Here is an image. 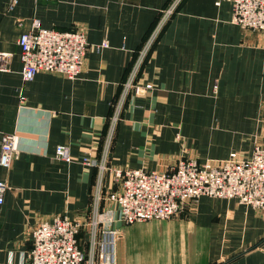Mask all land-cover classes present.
Returning <instances> with one entry per match:
<instances>
[{
    "label": "crops",
    "instance_id": "1",
    "mask_svg": "<svg viewBox=\"0 0 264 264\" xmlns=\"http://www.w3.org/2000/svg\"><path fill=\"white\" fill-rule=\"evenodd\" d=\"M167 1L0 0V52L10 54L0 70V139L15 133L19 143L11 166L0 165V264H27L40 222L90 218L97 170L82 158L101 156L110 102ZM231 13L229 1L184 0L172 14L140 72L152 89L125 103L111 169L168 171L179 158L217 162L232 152L248 158L264 144V32L239 27ZM35 19L85 33L76 78L37 72L23 80L17 39ZM57 145L69 148L70 161L55 158ZM119 191L107 171L99 208L114 218ZM112 226L121 230L116 264H264V211L234 198L201 196L169 219ZM86 235L76 234L82 249Z\"/></svg>",
    "mask_w": 264,
    "mask_h": 264
},
{
    "label": "built area",
    "instance_id": "2",
    "mask_svg": "<svg viewBox=\"0 0 264 264\" xmlns=\"http://www.w3.org/2000/svg\"><path fill=\"white\" fill-rule=\"evenodd\" d=\"M181 0L171 2L161 14L150 34L137 52L134 63L123 80L120 93L108 117V131L98 159L82 158V163L97 170L91 216L86 222L54 216L30 230L32 246L27 264H116L115 244L120 233L112 223L131 224L152 219H169L180 214L201 196L234 198L239 203L264 211V144H255L248 158L232 152L217 162H199L193 158H179L168 171L140 169H111L109 149L126 101L152 89V84L140 81L142 65L155 40L163 30ZM231 3V20L243 29L264 30V0H216ZM33 30L19 35V57L23 80L29 81L37 72H51L69 79L76 78L83 67L87 41L79 29L57 30L43 28L37 19ZM103 43L101 46H105ZM100 45L96 49H100ZM10 54L0 52V70L7 69ZM18 137L4 133L0 139V165L9 168L17 154ZM56 159L70 161L69 148L57 145ZM112 171L120 183V191L113 197L117 218L109 210L99 208L103 178ZM7 185L0 180V204ZM81 228L87 232L86 249L78 245L76 234Z\"/></svg>",
    "mask_w": 264,
    "mask_h": 264
},
{
    "label": "trees",
    "instance_id": "3",
    "mask_svg": "<svg viewBox=\"0 0 264 264\" xmlns=\"http://www.w3.org/2000/svg\"><path fill=\"white\" fill-rule=\"evenodd\" d=\"M170 2H171V0H168V1H167L166 5L160 10V14H161V11H162V10H163V9H164V8L170 3ZM182 2H183V1L180 2L179 6L181 5ZM160 14H159V16H160ZM159 16H158L157 18H159ZM165 25H166V24H165ZM141 45H142V44H141ZM141 45L135 50L134 58H133L132 62L128 65L123 80L127 77V74H128V72L130 71V69H131V67H132V65H133V63H134V60H135L136 55H137V52H138V50L140 49ZM152 47H153V46H152ZM150 50H151V49H150ZM148 55H149V53H148ZM148 55H147V57H148ZM147 57H146V58H147ZM145 60H146V59H145ZM123 80H122L121 83H120V87L122 86L121 84H122ZM120 89H121V88H120ZM119 93H120V90H119ZM119 93H118L117 96L114 97V98L111 100V102H110V114H111V112H112V105H113V103L115 102L116 98L118 97ZM110 114H109V115H110Z\"/></svg>",
    "mask_w": 264,
    "mask_h": 264
},
{
    "label": "rangeland",
    "instance_id": "4",
    "mask_svg": "<svg viewBox=\"0 0 264 264\" xmlns=\"http://www.w3.org/2000/svg\"><path fill=\"white\" fill-rule=\"evenodd\" d=\"M181 1H184V0H181ZM180 1V2H181ZM180 2H179V4H180ZM179 4L176 6V8L174 9V11H173V13L177 10V8L179 7ZM231 4V3H230ZM171 17V16H170ZM169 20V19H168ZM168 22V21H167ZM166 22V23H167ZM165 23V24H166ZM249 30H251V29H249ZM253 30H258V31H262V32H264V30H262V29H260V28H257V29H253ZM145 62V61H144ZM144 64V63H143ZM143 66V65H142ZM149 91V90H148ZM148 91H146V92H148ZM136 96H139V95H136Z\"/></svg>",
    "mask_w": 264,
    "mask_h": 264
}]
</instances>
